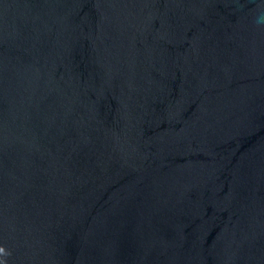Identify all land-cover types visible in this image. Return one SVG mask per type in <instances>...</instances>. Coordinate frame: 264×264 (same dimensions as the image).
Instances as JSON below:
<instances>
[{
	"label": "water",
	"instance_id": "obj_1",
	"mask_svg": "<svg viewBox=\"0 0 264 264\" xmlns=\"http://www.w3.org/2000/svg\"><path fill=\"white\" fill-rule=\"evenodd\" d=\"M264 0H0V264H264Z\"/></svg>",
	"mask_w": 264,
	"mask_h": 264
},
{
	"label": "clouds",
	"instance_id": "obj_2",
	"mask_svg": "<svg viewBox=\"0 0 264 264\" xmlns=\"http://www.w3.org/2000/svg\"><path fill=\"white\" fill-rule=\"evenodd\" d=\"M260 19H261L262 21H264V16H262Z\"/></svg>",
	"mask_w": 264,
	"mask_h": 264
}]
</instances>
